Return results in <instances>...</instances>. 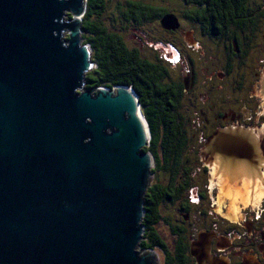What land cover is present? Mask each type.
Listing matches in <instances>:
<instances>
[{
  "label": "water",
  "instance_id": "95a60500",
  "mask_svg": "<svg viewBox=\"0 0 264 264\" xmlns=\"http://www.w3.org/2000/svg\"><path fill=\"white\" fill-rule=\"evenodd\" d=\"M87 1L0 0V264H160L140 249L150 128L133 88L85 89L96 67L82 38ZM245 144L219 130L202 153L211 178L208 162L238 165ZM191 253L229 264L202 236Z\"/></svg>",
  "mask_w": 264,
  "mask_h": 264
},
{
  "label": "trees",
  "instance_id": "16d2710c",
  "mask_svg": "<svg viewBox=\"0 0 264 264\" xmlns=\"http://www.w3.org/2000/svg\"><path fill=\"white\" fill-rule=\"evenodd\" d=\"M111 2L87 1L82 38L83 44L92 49V61L96 67L87 72L85 89L130 87L138 95L151 132V140L145 151L155 159L153 181L145 197V233L140 249L159 251L164 256V264H189V241L185 229L177 225L176 214H162L164 206H174V210L178 207L185 213L187 206L193 204L188 191L192 187L193 170L200 168L196 166V155L186 150L192 133L181 118L179 105L182 106L183 102L179 103L180 95L173 81L175 72L172 73L162 64L165 56L160 52L148 55L146 51L143 52L145 48L130 46L121 33L131 26L143 31L149 27L151 17L163 19L171 11L177 13L188 27L201 26V32L212 40L207 43L210 48L216 45L214 42L221 43L219 39L224 37L225 42L242 39L243 45H246L251 37L240 36L242 30L245 33L254 32V29L251 31L250 27H244L240 11L247 0H123L112 6ZM112 10L115 11V18L111 20L118 30L106 24V17ZM222 11H225L222 15L226 20L231 19L230 23L220 20L221 24L213 26L212 23L220 18ZM235 21L241 24L233 25ZM196 179L206 185L205 179ZM200 196L208 197L206 188L200 189Z\"/></svg>",
  "mask_w": 264,
  "mask_h": 264
},
{
  "label": "flooded vegetation",
  "instance_id": "af4514ba",
  "mask_svg": "<svg viewBox=\"0 0 264 264\" xmlns=\"http://www.w3.org/2000/svg\"><path fill=\"white\" fill-rule=\"evenodd\" d=\"M242 9L239 6V10L242 13V18L244 19V27H250L249 29L254 32H241L243 38L251 37V41H249L246 45H240L238 42L239 39L234 40L236 43L235 46H227L223 47L220 50H226L225 54H227L228 58L237 57L241 53L244 56L250 51V43L254 40L258 39L261 40L260 44H257L255 47L259 48L264 45V34H258L256 31L260 29V26L264 24V0H247L244 6L241 5ZM183 12V11H181ZM171 15H175L176 18L179 20V28L176 30H167L164 28L162 24V19L157 17H151L148 21L149 27L153 30V33H159L155 37L161 38L158 41L170 42L171 44L176 46L178 50L179 60L181 64L177 68V72H175V78L173 81L175 83V88L178 89L179 96V103L183 102V105H179V110L181 111V118L185 120L188 131L192 134V139L186 144L187 152L193 153L197 157L196 166L199 169H194L192 173V181L191 185L198 187L201 189V182L196 179H205L208 178V174L210 172V168L205 165V160L202 157L203 150L207 145V140L209 141L218 131V130H227L232 129L237 132H247V135L253 138L256 147V156L254 158H248L242 151L239 152L234 151L233 157L237 158L239 161V166H234L232 169H256L250 178H240L234 184L236 187L242 188L244 185L249 186V188H259L264 189V66L261 72L262 78L259 80V85L256 88H249L248 93L254 96H250L248 101L249 109L245 108L244 104H232L231 100H227L224 98V93H228L229 91H235L239 94V90L236 91L238 88L240 89V83L243 82V73L242 70L239 71L235 66L230 64L227 68H219L218 74L216 78L219 80L218 84H213V77L207 74L206 70L203 69L205 63L204 58L201 54H199L198 50L202 47L201 40L204 41V46L202 47L205 50V47L209 46L208 42L212 41L211 38L208 37L206 34L201 32V26H195L194 28L191 25H186L180 16L175 12H168ZM224 15L225 11L219 13L220 18L212 23L213 26H217L221 24V21L227 23V20ZM156 15V14H155ZM218 15V16H219ZM238 17V16H237ZM239 19V17H238ZM228 20V23H230ZM232 22H234L232 20ZM138 24V23H136ZM210 24V23H206ZM241 24L240 22L235 21V24ZM252 26V27H251ZM150 29L148 31L150 32ZM146 28L139 33L143 34L145 38L149 40H157L155 37L150 38L148 31L146 32ZM193 31V32H192ZM259 32V31H258ZM193 33L196 35H200L198 40H195L193 37ZM260 33V32H259ZM253 36H256L254 39ZM226 41V39H224ZM242 40V39H240ZM195 46H190L195 44ZM199 43V45H198ZM222 43V42H221ZM220 44V43H218ZM217 44V45H218ZM254 44V43H253ZM149 47V46H147ZM198 48V49H197ZM213 48H210L212 50ZM197 50V51H196ZM206 51V50H205ZM223 52V55H224ZM230 52V53H229ZM219 56H222L219 52H217ZM264 53L262 54V58ZM258 58V60H259ZM162 64L165 67L169 68V62L165 58H163ZM205 61L206 58H205ZM261 61V60H260ZM178 62V61H173ZM241 63L240 65H242ZM210 67V65H209ZM240 68V67H239ZM242 69V68H240ZM250 74L253 72L250 70ZM240 82V83H238ZM244 86V84H242ZM215 87V89L213 88ZM214 90H218L214 92ZM241 90V89H240ZM256 96V97H255ZM259 100V103L256 100ZM256 102V103H255ZM229 103V104H228ZM261 109H260V108ZM258 110L259 116L261 117H254L256 114L254 113L255 110ZM254 114V115H253ZM224 156V155H223ZM209 163V162H208ZM245 163H251V166L247 168ZM263 168H261L260 167ZM260 168V169H259ZM211 169H216L214 166ZM217 169H227V167L217 166ZM192 169H189L191 171ZM214 175V173H213ZM214 177H216L214 175ZM206 178V179H207ZM213 178V177H212ZM244 179V180H243ZM259 180V181H258ZM217 181V185L220 187V184L227 185L229 182H221V178H215V182ZM245 181V182H244ZM248 182V183H247ZM260 182V183H258ZM208 183V182H207ZM202 185L204 188L208 189V186ZM213 183V182H212ZM240 183V185H239ZM262 183V184H261ZM243 184V185H242ZM262 185V186H261ZM242 186V187H241ZM220 189V188H219ZM220 197V194H219ZM198 198V205H195L194 200L192 199L193 204L191 206H187L188 210H184L183 213L182 209L178 208L176 213V217L178 218L177 225L180 224L186 231V237L189 241V257L190 263L189 264H197V259L191 253V246L193 241L199 240V235L203 237V241L210 245L211 254L217 258L226 259L228 260L229 264H244L246 260H256L258 264H264V244H260L258 249L263 254V258L257 257L255 251L252 249L245 250L244 242L240 240L244 239V232H247V229H243L238 226L246 227L249 229L250 234L255 237L258 233L256 229H253L255 224H249L246 222L247 217H251V219H260L261 221L258 222V226L263 228L264 232V202L259 204L264 197L260 198L257 203L253 204L251 202L248 205H242L241 203L238 204L237 215L234 217H227L230 220H235L233 224L226 223L225 217L219 216L216 217V220L205 219L203 225L201 222L196 223L194 222V218L196 216V212L200 214H204V216L208 215L207 207L203 209L202 207L207 205L209 202V198H202L200 196V192L197 195ZM230 205V201L228 202ZM258 205V206H257ZM181 206H184L182 204ZM210 208V207H209ZM227 210V209H226ZM245 210V211H244ZM212 214V213H210ZM215 215V214H213ZM248 215V216H247ZM244 218V220H243ZM180 219V220H179ZM220 220V221H219ZM243 220V221H242ZM261 224V225H259ZM241 228V229H240ZM176 241V239H175ZM259 251V252H260ZM260 252V253H261ZM244 260V261H243Z\"/></svg>",
  "mask_w": 264,
  "mask_h": 264
},
{
  "label": "rangeland",
  "instance_id": "374dc122",
  "mask_svg": "<svg viewBox=\"0 0 264 264\" xmlns=\"http://www.w3.org/2000/svg\"><path fill=\"white\" fill-rule=\"evenodd\" d=\"M110 1H112L111 2V6H112L113 4H117V2H122L123 0H110ZM166 1L169 2L170 0H166ZM114 13H115V11L112 10V11H110V14L107 15L106 24H107V26L109 28H111L113 30H118L115 27V25H113V21L111 20V19L115 18ZM116 26H118V25H116ZM146 29H150V27H148ZM166 29L167 30H176L177 28L176 29L175 28H169V27L166 26ZM152 31L153 30H151V29H150V32L148 31V34H149L150 38L155 37L157 34L159 35V33H153L154 31L153 32ZM258 31H256L258 34H261V33L264 34V24L262 26H260V29H258ZM146 32H147V30H146ZM121 34L123 35L125 41H127V43L130 44V46H138L141 49L145 48L143 52L146 51V53L148 55H151L153 52H160L162 55H164L166 57V56H168V54H170V57L168 56L169 58L166 57V59L168 60L167 62H169L168 63L169 64V68H171L170 71L172 73L177 72V70H178L177 68L181 64V61L178 60V62H171V60H174L176 58V56L175 57L173 56L174 55L173 51L176 50L177 54L180 53L176 49L175 45H173V44H171L170 42H167V41H164V42L158 41L161 38V36L160 37H155V39H157V40L153 39V40H149L148 41V39L145 38V36L143 34L139 33V31L136 30V28H134L132 26L127 31L122 32ZM65 36L68 38V35H65ZM199 36L200 35H196L195 33H193L194 39L196 37L195 40H198ZM224 38L226 39V37H224ZM219 40L222 43L217 45V43L214 42L213 44H216V45L213 46V49L210 50V46H207V47H205L206 51L202 49V47L204 46V41L201 40V42H202L201 46L202 47L200 48V50H198V52L203 57H205L206 60H207V61H205V58H204L203 62L205 63V65H204L203 69L206 70L207 74H209V75H211V77H213V81L212 82L215 85L219 83V80L216 78L219 68H227L230 64H232L233 66H235L237 68V70H239V71L242 70V73H243L242 81L243 82H241V83L238 82V83H240L239 85H240V89L241 90L239 88L236 90V91L239 90V92H238L239 94H237L234 90L233 91L231 90V91H229L226 94L224 93V98L227 99V100L229 99V100L232 101L231 104L228 103L229 105H232V104H239L240 105V104H244L245 103L244 104L245 108L249 109L248 101L251 100L250 96L252 94H249L248 90L251 87L256 88L259 85L260 78H262L261 72L263 70L262 65L264 66V56L262 58H259V57H261L262 54L264 53V45L262 43V46H260L259 48H256L255 46L257 44L261 43V40L256 39V40H254L253 42L250 43V47H253V48H250V51H249L248 55L246 54L244 56V54L241 53L237 57L228 58L227 54H225L226 50H225V52H224V50L218 51L217 47L219 49L223 48L224 46L225 47H227V46L228 47L229 46L233 47V46L236 45V43L234 41L225 42V40L223 38H221ZM236 42H238L240 45L244 44V42L242 40H240V39L238 41H236ZM195 45H196V43L193 44V45H190V46H195ZM198 45H199V43H198ZM210 45H212V43H210ZM147 46H149L151 49L147 50L146 49ZM171 51H172V53H171ZM217 52L222 54V56H219L217 54ZM223 52H224V55H223ZM177 57L180 58L181 56H177ZM258 58H259V60H258ZM241 63H243V64L240 65ZM261 63H262V65H261ZM209 65H210V67H209ZM239 67L242 68V69H240ZM249 68H251L250 70L253 72L252 74H250ZM242 84H244V86ZM213 88L215 89V87H213ZM216 91H218V90H214V92H216ZM252 96H254V95H252ZM256 101L259 103L258 99ZM257 111L258 110L256 109L255 112H254L256 114V116H254V117H261V116H259V113L260 114H262V113L261 112L257 113ZM218 131H216V132H218ZM209 141L207 140V143H209ZM239 148L237 147V150L240 152L241 150ZM203 158H205V157L203 156ZM205 159H207V158H205ZM210 173L212 174V171H210ZM211 179L212 178H211L210 174H208V178L205 179L206 183L208 182L207 186H208L209 190L207 191V189H206V191H207V196L209 198L208 200H209L210 203H207V205L202 207L203 209H205V207H207V209H209L207 211L208 215L204 216V214L202 215V214L196 212L195 213L196 216L193 217L194 218L193 220L195 222V226H196V223H198V222H201V224L203 225V222L205 221V219H210V220L213 221V220H216V217H219V216H223V218L224 217L226 218L225 219L226 223H224V225L227 224V223H230V222H231L230 224L235 223L234 222L235 220L233 221V220L228 219L227 215H226L227 210H228V201L225 202V204H223L220 207V205H219V194L221 192H220L219 186L217 185L218 184L217 181L212 183ZM198 183H200V182H198ZM202 184H201V188H203ZM247 190H248V192L250 191L248 188H247ZM244 191H245V189H244ZM199 192H200V189H198V187H196V186L191 187L189 189V191H188V193H189L188 195H191V198L194 200L195 205H198V203H197V201H198L197 195L199 194ZM184 200L186 201L185 196H184ZM263 202H264V198L259 204H262ZM177 205L179 206L180 202H178ZM177 208L174 210V206H169V207L168 206H164L163 210H162V214L163 215H168L169 212H170V214L172 216H175V214L177 212ZM210 213H212V214H210ZM213 214H215V215H213ZM261 218L260 219H251V217L248 216L247 219H246L247 223L255 224V226H253V229H256L258 231V233L255 235V237L250 234V231H249L248 228H246V227L244 228L242 226H238V227H241L243 229H247V232H244L243 230H240L241 232L244 233V235H243L244 239L240 240V241L244 242L245 250L247 251L249 249H252L253 251H255V254H257V257H259V258H263V254L260 251V249H258V248H259V246L264 244V232L262 231L263 228L258 226V222L261 221ZM243 220H244V218H243ZM259 225H261V224H259ZM199 237H200V235H199ZM208 247L210 248V245H208ZM156 252H157V255L159 257L157 259L160 260V264H164V262H163L164 256L159 251H156ZM248 261H251V260L248 259ZM252 261H254V260H252Z\"/></svg>",
  "mask_w": 264,
  "mask_h": 264
},
{
  "label": "bare ground",
  "instance_id": "6f19581e",
  "mask_svg": "<svg viewBox=\"0 0 264 264\" xmlns=\"http://www.w3.org/2000/svg\"><path fill=\"white\" fill-rule=\"evenodd\" d=\"M227 134L228 137L230 138V135L233 139L235 140H241V138L248 140L249 144H245V146H247V150L248 152L246 155L248 158H254L256 156V147H255V142L253 140V138H251L250 136L247 135V132L241 131V132H237L234 131L232 129H227ZM244 146V147H245ZM243 147V148H244ZM252 150V151H251ZM253 152V154L251 155L250 153ZM223 157V156H221ZM216 159H212L209 163H212L211 168H213L215 166V164H213L215 162ZM222 160H224V157L222 158ZM230 166H227L225 164V161H220V163H217L216 165L218 166H225L227 167V169H214L213 173L216 177H214L213 175V181L215 182V178L220 177L221 178V182H229L227 185L225 184H220V197H219V205L220 207L225 204V202H229L230 201V205H228V210H227V217H234L237 215L238 209L237 206L238 204H242V205H248L251 202H253V204L257 203L258 200L262 197H264V189H259V188H249V186L244 185L242 188L236 187L235 186V182L240 178H250L252 173L256 170V169H232L234 166H239L235 165L231 162H229ZM247 166V168H249L251 166V163H245L244 166ZM231 169V170H229ZM219 171V172H218ZM221 172V173H220ZM244 180V179H243ZM259 181V180H258ZM245 182V181H244ZM248 183V182H247ZM260 183V182H258ZM262 184V183H261ZM240 185V183H239ZM243 185V184H242ZM262 186V185H261ZM247 188L250 190L248 192ZM245 189V191H244ZM229 204V203H228ZM225 259H222V261H224Z\"/></svg>",
  "mask_w": 264,
  "mask_h": 264
}]
</instances>
